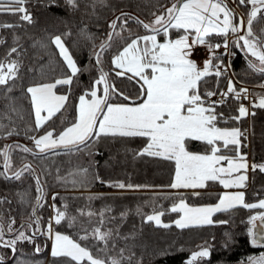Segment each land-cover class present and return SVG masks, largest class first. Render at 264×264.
<instances>
[{
  "label": "snow or ice",
  "instance_id": "1",
  "mask_svg": "<svg viewBox=\"0 0 264 264\" xmlns=\"http://www.w3.org/2000/svg\"><path fill=\"white\" fill-rule=\"evenodd\" d=\"M29 2L30 0H0V14L18 15L21 21L33 24L32 14L26 7ZM169 2L171 6L161 4L157 11L152 13L154 19L148 23L121 13L109 24L111 31L106 40L99 45L100 51L94 52L96 65L100 66L99 76L93 81L91 89L79 97L77 119L59 133L52 126L55 123L53 118L64 109L68 96L58 95L55 89L58 85L71 86L74 78H78V74L88 69L78 67L61 35L51 37V43L58 49L59 56L62 57L70 73L53 83H38L26 88L34 112L35 127L25 128L24 135L32 141L34 148L17 143L6 144L0 150L5 170L0 172V175L7 179L21 180L26 173L31 174L36 181V190L40 194L36 198V207L31 209V223L21 224L17 228L14 217L10 216L6 225L3 217L0 216V247L8 248L15 254L18 243L25 241L33 243L37 234L44 235L46 231L48 238L53 240L51 256L62 258L66 264H124L125 260L132 259L131 256H124L123 249L117 255H109L112 249L108 246L113 232L111 229L102 230L103 219L91 232L82 228L84 234L80 236V241L102 244L103 247H99L98 251L104 252L106 258L95 256L89 246H82L81 242L70 239L68 235L53 233L51 221L47 224L46 230H41L40 217L36 215L37 208L42 206L44 200L39 176L35 175L31 164H24L19 170L12 172L11 176L7 175L13 169L12 154L16 149L34 157L54 151L59 154L57 150L69 154L86 153L93 156L98 154L93 150L102 136L146 137V146L136 155L174 160L175 177L170 185L171 188L192 189L193 196H200L201 193L197 190L205 189L209 182L218 181L224 189L246 188L250 165L247 163L246 154L239 151L242 145L241 137L244 136L246 139V135L239 127L231 129L218 127V119L224 117L223 113L216 112V105L223 104V97L228 95H232L237 101L249 99V90L243 87L237 89L229 78L226 92L219 93L221 99L213 101L211 97L217 95V92L209 90L202 92L201 88L203 84H207V77L227 76L230 64L225 65L222 57L235 56L234 52L228 51L230 35L235 37L231 41L233 47L244 52L248 68L264 75V28H260L258 32L254 31V24L264 23V0H233L237 7L250 5L246 22L243 16L237 17L234 10L228 7L226 0H169ZM52 3L54 4L55 0H52ZM66 3L73 9L79 7L78 0H66ZM129 19L135 20L151 34L135 36L129 33L127 37L121 36V32L125 31L124 25ZM118 22L120 32L116 31ZM15 27L14 24H0V28ZM173 30L179 34L177 38L171 37ZM161 34L167 39L163 43H158L157 36ZM213 36L220 37L222 42L212 43ZM115 38L125 41L122 50L116 45ZM19 40L20 37H13V46L0 60V87L3 88L4 99L7 101L5 110L0 112V119L7 118L13 124L15 122L12 121L11 114L23 119L16 99L11 95L21 68L20 61L13 58V54L19 51L16 46ZM4 42L3 37H0V44ZM198 46L208 49L209 58L203 62L202 68L191 59ZM221 47L225 51L217 55ZM109 49H115L112 64L115 69H119L115 75L127 76L129 80L138 78L137 99L141 101L140 103L137 104L135 100L132 101V105L110 102L114 95L123 96L124 100L131 98L116 89L115 83L109 79V73L101 66L102 54ZM100 85H102V94L98 95L100 89L97 86ZM260 87L264 88V84ZM249 102L252 108L264 109V94L252 98ZM236 111L238 114L230 119L239 121L248 115H255L254 112H249V108L243 103L239 104ZM41 129H44L42 135L31 134L38 133ZM4 130L7 137L21 134L16 127L0 124V132ZM2 138L4 137L0 136V139ZM191 141L204 142L209 146L210 154H194L189 151L187 145ZM228 150L235 152L236 155L225 154ZM225 161L226 167L222 166ZM251 168L253 171L259 168L264 172V164H253ZM87 173L88 169H80L77 172H70L69 175H83L86 178ZM93 178L100 180L98 174ZM100 182L105 183L103 180ZM109 186L120 189L147 187L123 182H109ZM55 199L56 196H53V200ZM237 207L264 210V199L258 203H247L244 191H226L218 198V203L215 205L192 207L181 198L179 204H174L170 211L182 213L181 218L175 220V224L183 229L191 226L226 224L227 221L214 220L213 217L217 213H226ZM80 215L91 217L94 213L81 211ZM100 215L102 217L103 213ZM164 215L163 210L158 212L154 210V214L147 215L146 220L168 228L170 225L163 224L161 220ZM65 220H68L69 226H72L76 217L67 215L66 206L65 210L56 208L55 224L59 225ZM249 223L251 227L246 234L250 238V245L264 248V212L251 216ZM224 237L225 241L221 248L230 250L235 243L234 238L227 232L224 233ZM197 247L198 250L190 253V258L185 264H211L210 258L214 246L205 242L204 245ZM35 250L40 252L41 249L37 246ZM158 255L163 257L167 253L161 252ZM0 264H5V257L2 254H0ZM19 264H27V261L21 260ZM240 264H264V252H260L259 255H249Z\"/></svg>",
  "mask_w": 264,
  "mask_h": 264
},
{
  "label": "trees",
  "instance_id": "2",
  "mask_svg": "<svg viewBox=\"0 0 264 264\" xmlns=\"http://www.w3.org/2000/svg\"><path fill=\"white\" fill-rule=\"evenodd\" d=\"M79 7L73 9L66 0H30L26 5L32 14L34 23L28 24L21 21L18 15L8 13L0 14V24H14L15 28H0V37L4 43L0 44V60L4 58L10 47L13 46V37H20L18 53L13 54L21 63L19 78L16 87L11 93L15 97L18 107L21 109L23 119L15 114L10 123L7 118L0 119V124L16 127L20 135L6 136V130L0 132V150L8 144H20L34 148L31 140L24 135V129L34 128V112L30 103L26 88L38 83H53L56 79L65 78L70 70L67 69L58 49L51 43V37L61 35L66 46L71 51L78 67L88 69L74 78L71 86L58 85L56 90L68 96V100L61 113L54 117L56 132L59 133L66 126H70L77 119V104L79 97L91 89L93 81L99 76V67L96 65L94 52L99 51V45L103 43L111 31L109 24L121 13L148 23L154 17L152 13L157 11L161 4L171 6L169 0H78ZM243 14L247 16L250 5L241 6ZM238 17V16H237ZM125 31L121 36L127 37L129 33L135 36L151 34L129 19L124 25ZM264 28V23L254 24V31ZM117 32H120L119 22ZM70 33V35H64ZM171 37H178L173 30ZM116 39V45L122 47L125 41ZM234 40V39H233ZM212 43L222 42L220 37L213 36ZM234 59L230 61V67L237 80L244 85H259L263 83L264 75L248 68L244 52L233 47ZM115 49H109L102 54V68L109 73V79L115 83L116 89L129 96L124 100L123 96L114 95L111 103H125L132 105V101L138 104L137 99L139 84L137 79L129 80L127 76L117 77L112 64ZM216 62V61H214ZM131 75V74H128ZM207 84H203L201 91L209 90L220 93L225 88L227 76L207 77ZM102 94V85L97 86ZM4 90L0 87V112L5 110L7 101L4 99ZM241 102L230 97L225 103L216 105V112L223 113L224 119H218L217 126L221 128L239 127L244 133L250 131V139L241 137L242 145L240 153H250L253 164H264V109L254 108L255 115L244 117L239 121L230 119L236 116L237 108ZM44 129L35 135H42ZM146 137L121 138L101 137L96 143L94 152L89 156L86 153L69 154L63 150H57L59 154L49 152L46 155L34 157L29 153H23L16 149L12 154L13 169L7 175L19 170L24 164L30 163L39 176L44 191L42 206L37 208L36 215L40 217V228L46 230L47 224L55 217V209L65 210L69 217H76V221L69 226L68 220L56 225L54 231L87 245L95 256L105 257L104 252L98 251L103 245H96L94 241H80L84 233L82 228L91 230L99 225L103 219L102 230L111 229L113 232L109 248V255H117L121 249L124 256H131V261L125 260L124 264H185L192 251L198 250L199 245L205 242L214 246L211 256V264H235L244 261L249 255H258L264 248H256L250 245L247 230L251 227L249 219L262 209H245L237 207L226 213H217L214 220L227 221L226 224H213L203 226H191L179 228L174 224L180 213L171 212L174 204H179L183 198L186 203L199 206L216 203L221 196L222 186L219 182H209L205 189L199 190L200 196H193L192 191H175L170 187L175 177V161L166 160L147 155L137 156L146 146ZM246 145V146H244ZM187 148L192 153L210 154L209 146L202 141H191ZM227 155H236L228 150ZM80 169H88L86 178L83 175L71 176L70 172ZM3 158L0 157V172H4ZM98 174L100 180L94 179ZM75 181V183L73 182ZM110 183L123 182L132 185H146L140 189H120L109 186ZM37 185L33 175L26 173L21 180L7 179L0 175V216L7 225L8 218L14 217L16 227L21 224L31 223V209L36 207ZM23 196V200H21ZM53 196L56 199L53 200ZM264 199V172L259 168L251 172V180L246 190L247 203H258ZM163 210L165 215L161 217L163 224L170 227L157 226L154 222L146 220L147 215ZM81 211L94 213L93 216L80 215ZM101 213L103 216L101 217ZM230 233L235 243L230 250L221 248L225 241L224 233ZM127 237V239H124ZM9 238V237H6ZM114 245V247H113ZM39 246L40 252H36ZM166 252V256H159ZM0 254L5 257V264H19L21 260L27 264H66L62 258H54L50 254V239L46 231L44 235L37 234L33 243L21 242L17 245L15 254L8 248L0 247Z\"/></svg>",
  "mask_w": 264,
  "mask_h": 264
},
{
  "label": "rangeland",
  "instance_id": "3",
  "mask_svg": "<svg viewBox=\"0 0 264 264\" xmlns=\"http://www.w3.org/2000/svg\"><path fill=\"white\" fill-rule=\"evenodd\" d=\"M226 2H227V4H228V7L231 8V9H233L234 12L236 13V15H237L238 17L243 16V17L245 18V22L247 21V16H245V15L243 14V11L241 10L240 7H237V5H236L235 3H233V0H226ZM171 34H172V33H171ZM147 35H149V34H147ZM172 38H177V37H172ZM166 39H167V38H166L163 34L157 36V42H158V43L163 42V41H165ZM228 39H229V42H230V41H232L233 39H235V37H233V36L230 35V36L228 37ZM190 42H191V38H190ZM203 47H204V46H198V47H196L195 50H194L193 55L191 56V59H193L195 62H197V64L200 65V66H203V62L206 60V56H202V55H201V48H203ZM253 59H254V58H253ZM214 63H216V62H214ZM224 64L226 65L225 62H224ZM229 78H231V80L235 83L237 89L243 87V88H247V89L249 90V94H250V95H249V99H246V100H251V99L254 98V97H258L259 95L264 94V88H261V87H260V85H262L263 83H260L259 85H244L243 83H241V82H239V81L237 80V78L235 77V75H234L233 70L231 69V67L229 68V70H228V72H227V79H226L227 82H226L225 88H224L222 91H220V92H225V91L227 90V87H228V79H229ZM55 91H56V93H57L58 95H66V94H64V93H61V92L57 91L56 89H55ZM98 95H99V91H98ZM230 97H232V95H229V98H230ZM240 102L243 103L244 106H246V107L249 108V112H252V111H253L254 108L251 107L250 102H247V101H246V103H245V102H242V101H240ZM78 105H79V100H78V104H77V115H78ZM250 116H251V115H248L247 117H250ZM244 133H245V135H246V138H247V139H250V131L247 130V131H245ZM194 154H198V153H194ZM250 157H251V156H250ZM250 159H251V158H250ZM251 162H252V161H251ZM252 164H253V163H252ZM222 166H225V165H222ZM251 170H252V169H251ZM250 173H251V172H250ZM245 202H247V200H246V194H245ZM216 203H218V201H217ZM216 203L209 204V205H199V206H193V205H190V204H188V203H187V204H188L189 206H192V207H201V206H211V205H215ZM260 212H264V210H261ZM260 212H259V211L256 212V215H257L258 213H260ZM181 216H182V213L179 214V216H178L177 219H180ZM177 219H176V220H177ZM51 223H52V229H53V233H54V232H55V231H54V216H53L52 219H51ZM51 240H52V239H50V247H51ZM263 252H264V251H263ZM258 255H259V254H258ZM235 264H240V262L235 263Z\"/></svg>",
  "mask_w": 264,
  "mask_h": 264
},
{
  "label": "built area",
  "instance_id": "4",
  "mask_svg": "<svg viewBox=\"0 0 264 264\" xmlns=\"http://www.w3.org/2000/svg\"><path fill=\"white\" fill-rule=\"evenodd\" d=\"M224 51H225L224 48L221 47V48L217 51V55H219L220 53H223ZM228 51H229V52H232L231 41L229 42V48H228ZM201 55H202V56H206V59L209 58V57H208V49H207L206 47L201 48ZM222 59H223V62L226 63V65H229V64H230V61H232V60L234 59V56L224 55V56L222 57ZM200 67L202 68L203 66H200ZM263 84H264V80H263ZM225 92H226V91H225ZM220 93H221V92H220ZM220 99H221V96L219 95V93H218L217 95L211 97V100H213V101H218V100H220ZM228 99H229V95L223 97L224 103H225ZM246 101L249 102L250 100H246V99L242 100V102H245V103H246ZM217 105H221V104H217Z\"/></svg>",
  "mask_w": 264,
  "mask_h": 264
},
{
  "label": "crops",
  "instance_id": "5",
  "mask_svg": "<svg viewBox=\"0 0 264 264\" xmlns=\"http://www.w3.org/2000/svg\"><path fill=\"white\" fill-rule=\"evenodd\" d=\"M163 42H165V41H163ZM163 42H160V43H163ZM243 154H246V157H247V163L250 165V167H249V169H248V172H247V175H248V181H247V186H246V188H244V189H224L223 188V186H222V190H221V195L224 193V192H226V191H229V192H235V191H244V193L246 194V190L248 189V186H249V184H250V180H251V173L250 172H252V168H251V165H253L252 164V162H251V157H250V153L248 152V153H243ZM222 165H225V167L227 166V162L225 161V162H223L222 163ZM218 182V181H217ZM175 191H179V190H187V191H193L192 189H174ZM199 190H201V189H198L197 191H199ZM174 224H175V222H174ZM55 233V232H54ZM71 239V238H70ZM52 246H53V240H51V247H50V254H51V250H52Z\"/></svg>",
  "mask_w": 264,
  "mask_h": 264
},
{
  "label": "water",
  "instance_id": "6",
  "mask_svg": "<svg viewBox=\"0 0 264 264\" xmlns=\"http://www.w3.org/2000/svg\"><path fill=\"white\" fill-rule=\"evenodd\" d=\"M119 16H120V15H119ZM99 51H100V49H99ZM99 51H98V52H99ZM27 164H30V163H27Z\"/></svg>",
  "mask_w": 264,
  "mask_h": 264
}]
</instances>
